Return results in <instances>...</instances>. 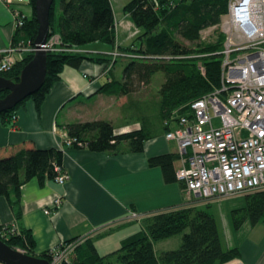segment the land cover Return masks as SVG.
I'll list each match as a JSON object with an SVG mask.
<instances>
[{"label": "trees", "instance_id": "16d2710c", "mask_svg": "<svg viewBox=\"0 0 264 264\" xmlns=\"http://www.w3.org/2000/svg\"><path fill=\"white\" fill-rule=\"evenodd\" d=\"M228 2L132 0L126 6V12L143 33L131 46L116 47V20L110 0H61L58 20L55 0L50 34L59 35L63 47L79 49L102 41L115 46L121 54L137 55L139 58L113 59L83 52H49L46 82L39 92L26 101L32 99L40 110L65 67L80 68L84 61L114 64L121 59L128 62L124 66L123 79L110 93L131 99L141 88L151 85L157 73H163L164 81L155 95L142 104L133 103L131 99L127 107L149 115L142 117L145 123L152 112L158 113L161 125L165 126V122L173 118L172 111L178 106L187 101L189 106L221 87L223 44L218 50L201 44L200 39L203 30L221 23L222 17L228 12ZM30 5L33 14L26 18L22 28L16 29L15 46H35L39 25L33 0ZM33 57L34 53L25 54L17 59L10 71L0 73V77L17 81L22 69ZM6 94L2 93L0 97ZM26 101L0 114L4 125L15 126L17 110ZM188 106L178 111L179 114L191 115ZM65 131L74 141L72 147L95 152H116L122 143H126L131 152H142L144 142L150 136L145 124L141 130L117 134L114 125L106 120L68 124ZM176 159L175 155L170 154L152 158L149 164L151 167H161L165 182L171 184L180 182L176 177ZM63 160L64 150L59 148L40 149L32 146L10 155H3L0 150V196H9L11 190L19 196L21 186L33 178L47 176L55 180L58 175L56 167L63 168ZM246 200L245 208L234 211L236 228L241 227L246 220L255 225L264 219V191L249 195ZM207 208H176L160 212L145 220L144 228L125 239L114 253L103 256L94 243L88 240L76 248L70 262L63 264H224L238 258L240 254L237 249L224 248L216 217ZM180 234L182 243L178 249L156 253V242ZM2 240L12 248H22L36 255V243L31 232L22 230L21 235ZM40 256L47 258L48 252Z\"/></svg>", "mask_w": 264, "mask_h": 264}, {"label": "crops", "instance_id": "0c3cea01", "mask_svg": "<svg viewBox=\"0 0 264 264\" xmlns=\"http://www.w3.org/2000/svg\"><path fill=\"white\" fill-rule=\"evenodd\" d=\"M110 1L116 20V47L131 46L143 33L126 12V6L132 0ZM23 10L32 16L31 5L24 6ZM15 35L14 14L0 0V49L11 46ZM79 49L85 54L110 58L116 51L115 46L102 41ZM17 55V59L24 56L23 53ZM117 67L118 62L93 61H84L80 68L65 67L40 110L30 99L17 110L15 126L4 125L0 118L3 155L32 146L64 150L63 168L70 175L66 184L59 185L47 176L33 178L21 186L19 196L14 190L9 196H0V223L17 222L23 231L31 232L37 256L62 243L89 235L99 253L107 256L119 250L125 239L143 229L144 221L118 223L93 234L96 230L124 218L130 209L141 213L157 212L181 208L187 202L184 185L166 183L162 168L149 164L152 158L171 154L178 158L175 168L180 165L178 146L166 138L167 128L161 125L158 113L152 112L145 123L142 117L149 115L127 107L131 99L136 104L145 102L146 98H142L144 88L131 99L110 93L123 79V65L118 70ZM150 86L146 87L147 91ZM95 120L111 122L117 134L141 130L145 124L150 136L144 142L143 151L137 153L131 152L126 143H122L116 152L63 147V131L68 124ZM171 127L175 128L176 124ZM58 196L63 198L61 208L47 215L45 210L53 207ZM237 200L230 207L225 203L222 212L227 214H223L222 224L216 218L224 248L237 249L240 254L224 264H264V219L255 225L246 220L236 228L234 211L247 205L246 197ZM213 205L216 204L210 207ZM175 236L156 242V253L181 246L182 237L173 240ZM170 241H173L172 245Z\"/></svg>", "mask_w": 264, "mask_h": 264}, {"label": "built area", "instance_id": "2783aa9c", "mask_svg": "<svg viewBox=\"0 0 264 264\" xmlns=\"http://www.w3.org/2000/svg\"><path fill=\"white\" fill-rule=\"evenodd\" d=\"M3 1L14 14L16 29L22 28L29 17L23 7L30 6L31 0ZM219 26L225 34L221 87L191 103V115L176 112L165 122L166 138L175 142L179 150L176 177L184 184L187 195L181 208H200L264 191V0H229L228 12ZM44 49L48 53L83 52L63 47L57 34L51 35ZM36 51L35 46L23 44L0 49V73L12 69L18 53ZM111 57L139 58L121 54L117 49ZM173 123L175 128L171 127ZM63 140V147L73 146L66 131ZM56 172L57 184L64 185L70 179L64 168L57 166ZM62 204L63 198L58 196L45 213L51 215ZM170 210L141 213L130 209L124 218L93 234L118 223L143 222ZM0 225L1 239L22 233L17 222ZM90 238L89 235L62 243L48 251L47 259L50 264L68 263L76 248ZM15 249L30 254L22 248Z\"/></svg>", "mask_w": 264, "mask_h": 264}, {"label": "water", "instance_id": "95a60500", "mask_svg": "<svg viewBox=\"0 0 264 264\" xmlns=\"http://www.w3.org/2000/svg\"><path fill=\"white\" fill-rule=\"evenodd\" d=\"M38 32L35 39L37 51L32 60L22 69L18 80L0 77V114L15 109L21 103L41 90L47 79L48 52L44 46L48 43L51 31V12L55 0H33ZM0 263L3 264H50L47 258L25 254L9 246L0 239Z\"/></svg>", "mask_w": 264, "mask_h": 264}, {"label": "rangeland", "instance_id": "374dc122", "mask_svg": "<svg viewBox=\"0 0 264 264\" xmlns=\"http://www.w3.org/2000/svg\"><path fill=\"white\" fill-rule=\"evenodd\" d=\"M2 2L4 3V1L2 0ZM60 3H61V0H56V15H57V20L59 19V13H60ZM5 4V3H4ZM7 6V5H6ZM28 12V10H26ZM224 38H225V34L223 32V30L221 29V27L218 25V26H215V27H211V28H207L205 30H203L201 32V39H200V43L201 44H205L206 46H210L212 48H216V49H221L222 47V44H223V41H224ZM188 45L190 46L191 44L188 43ZM126 63H128L127 61H123V60H118V67H117V70L120 69L121 65H123V68L124 66L126 65ZM164 81V75L163 73H157L154 78H153V82L151 83V86L149 87V90L151 91H147V88L145 87L144 90L142 91V98L143 99H149L151 97V95H155L159 89H160V86H161V83ZM147 94H150V95H147ZM148 97V98H147ZM189 104V101L183 103L182 105L178 106L175 110H173L172 112V115H174L176 112L178 111H183L185 110V108L188 106ZM218 123V122H217ZM257 193V192H256ZM255 194V193H254ZM249 195H252V194H248V195H244V196H238V197H234V198H231L229 200H225L221 203H218L216 205H213L209 208H207V211H209V213H212L219 221V224H222V221H223V214L226 215L227 212L226 211H223L222 212V209L225 208V203H228L229 207L230 205L238 202L237 199H243ZM189 208H193V207H189ZM182 235H176L173 239V240H176V238H181ZM173 241H170V244L172 245ZM180 246H178L179 248ZM177 248V249H178ZM161 251V250H160Z\"/></svg>", "mask_w": 264, "mask_h": 264}, {"label": "bare ground", "instance_id": "6f19581e", "mask_svg": "<svg viewBox=\"0 0 264 264\" xmlns=\"http://www.w3.org/2000/svg\"><path fill=\"white\" fill-rule=\"evenodd\" d=\"M51 35H52V34L49 35V38L51 37ZM49 38H48V40H49ZM209 206H210V205H209Z\"/></svg>", "mask_w": 264, "mask_h": 264}]
</instances>
